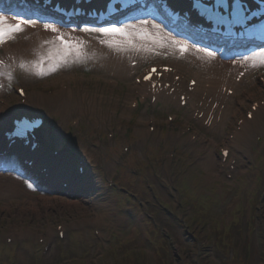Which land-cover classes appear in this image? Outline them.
Segmentation results:
<instances>
[{"label":"rangeland","instance_id":"rangeland-1","mask_svg":"<svg viewBox=\"0 0 264 264\" xmlns=\"http://www.w3.org/2000/svg\"><path fill=\"white\" fill-rule=\"evenodd\" d=\"M262 71L237 92L228 120L208 129L194 119V105L181 112L177 104L163 103L131 110L138 99L131 82L86 76L79 69L56 70L30 82L21 70L15 84L33 97L26 102L30 110L50 117L52 148L72 134L54 157L61 172L68 171L69 184L24 196L0 190V246L6 237L14 242L12 254L5 246L2 263L264 264V133L253 150L255 136L264 131V113L247 128H236L252 103L264 100ZM72 78L78 80L70 87L84 91L53 97ZM13 92L0 106L6 115L20 108ZM39 95L43 103L34 101ZM67 105L74 110L68 112ZM176 111L183 113L179 121ZM6 120L0 117V127ZM187 128L195 141L180 135ZM220 148L230 150L225 167ZM58 227L65 232L63 241Z\"/></svg>","mask_w":264,"mask_h":264},{"label":"snow or ice","instance_id":"snow-or-ice-1","mask_svg":"<svg viewBox=\"0 0 264 264\" xmlns=\"http://www.w3.org/2000/svg\"><path fill=\"white\" fill-rule=\"evenodd\" d=\"M245 11L242 0H233V12L242 14ZM15 21L11 23L9 21ZM39 18L24 19L22 17H5L0 15V46L14 40L17 34L23 32L26 27H35ZM45 31L51 32L53 35L51 40L45 41L48 45L46 53L38 59L31 62V74L43 76V66L47 62L50 67L48 74L57 70L58 67L66 66L70 58L79 60L84 55L85 42L79 37L69 34L68 31L62 30L54 22L41 21ZM73 32L81 31L85 33H98L102 37L100 43L114 52L134 51L143 52L150 55H160L171 50L178 53L181 57L193 50V46L184 40H179L172 34L164 31L163 27L154 19L138 18L134 22H114L107 27H83L80 29H72ZM195 51L201 53L207 60H214L216 54L208 48H196ZM244 66L252 68L264 66V47L259 51H254L251 55H245L241 58ZM20 68L25 69V63H20ZM167 70V69H165ZM157 70L152 69L149 75L145 76V80L151 78L152 73ZM243 73H241L242 75ZM11 78V77H9ZM21 95L23 92L21 91ZM18 130L17 135H23L27 130ZM31 187V185H29Z\"/></svg>","mask_w":264,"mask_h":264},{"label":"bare ground","instance_id":"bare-ground-1","mask_svg":"<svg viewBox=\"0 0 264 264\" xmlns=\"http://www.w3.org/2000/svg\"><path fill=\"white\" fill-rule=\"evenodd\" d=\"M39 17V16H37ZM37 17L32 16V19H36ZM40 21V19L38 20ZM40 25H37L35 27H26L25 30L21 33H19V44H17L14 48H11V50H15L16 53L18 54V59L19 61L16 63V65H20L21 62L25 63V80L26 81H33V79H37L40 76L31 74L32 72V67H31V62L36 61L38 59L37 53L39 55L43 56L48 48V45L44 44L45 41H48V36L47 34H44L40 29H37ZM72 29L76 28H69L65 29V31H68L69 34H76L78 36H82L84 38L89 39V44L86 45L88 47L87 53L88 59L96 64L102 65L105 70L108 71V73L112 76L114 79H117L118 81H128L129 82V76L133 72V70L129 71L128 70V64L132 62V56L133 53L132 51H125V52H114L109 50L106 46L100 43V40L102 37L98 33H85L81 31H75L73 32ZM85 44H87L85 42ZM131 60V61H130ZM210 63H205L201 61L193 62V65H196L195 63L200 65V70L198 73L199 80L201 82L204 81V83L209 84L210 86H214L215 89H218L220 87L224 86H236V90L240 88L239 85L235 84L233 82V75L236 73V70L242 66V62H239L237 60H232L228 62H224L220 59L219 54H216V58L214 60H209ZM74 65H76L73 62ZM49 66V64L46 62L44 64V67ZM244 66V65H243ZM65 69H68V66H63ZM260 67V66H259ZM20 68V66H19ZM255 71V70H254ZM253 71V72H254ZM252 72V70H251ZM249 73L248 75L252 74ZM251 77V76H250ZM250 77L246 76L241 84L248 83L250 80ZM264 87V85H263ZM145 88V86L141 87ZM136 86V90L143 96L142 93L144 91ZM216 91V90H215ZM215 91L203 89L201 90V95H195L192 94L191 99L197 100L199 97H201L199 100L203 102V108H205L208 105L207 100L209 98L213 99V101H225V97H223L221 94L217 96V93ZM59 93L58 97L60 96L61 98L64 97V95H68L69 92H66L64 94ZM160 98L167 99L165 95H161ZM103 98L101 97L100 99H93V102H97L102 100ZM203 99V100H202ZM34 100L36 102H41L45 101L46 99L43 98L42 96L39 95L38 97H34ZM85 100V98H83ZM168 101L172 102V98L168 99ZM233 101V100H232ZM70 102V101H69ZM66 110L68 112H72L74 109H70L69 105H67ZM212 107V104L210 105V109ZM208 109V110H210ZM233 111L232 106L228 105L226 107V110L223 112L220 124L223 123V121L228 120V115ZM257 112V117L259 116L260 113H262L261 109L256 110ZM253 119V117H252ZM245 125H247V122H244ZM218 125L217 120H213L211 127L216 128ZM220 126V125H219ZM55 169L52 168V172L54 173ZM19 181V180H18ZM9 183L11 181H8ZM1 184V183H0ZM21 183H10V185L7 184V187L5 186L0 188V190H3L6 194L8 195H17L21 196V188L22 186H19ZM19 189H16V188ZM19 191V192H18ZM24 196V195H23ZM48 200V199H47Z\"/></svg>","mask_w":264,"mask_h":264},{"label":"trees","instance_id":"trees-1","mask_svg":"<svg viewBox=\"0 0 264 264\" xmlns=\"http://www.w3.org/2000/svg\"><path fill=\"white\" fill-rule=\"evenodd\" d=\"M130 261H132V260H130ZM131 263H133V264H137V263H135L134 261H133V262H131Z\"/></svg>","mask_w":264,"mask_h":264}]
</instances>
